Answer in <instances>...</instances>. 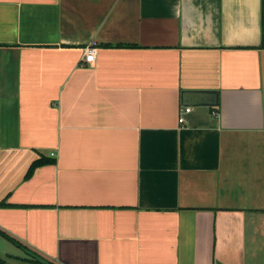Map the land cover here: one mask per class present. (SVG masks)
<instances>
[{"label":"crops","instance_id":"obj_1","mask_svg":"<svg viewBox=\"0 0 264 264\" xmlns=\"http://www.w3.org/2000/svg\"><path fill=\"white\" fill-rule=\"evenodd\" d=\"M0 230L51 264H264V0H0Z\"/></svg>","mask_w":264,"mask_h":264},{"label":"trees","instance_id":"obj_2","mask_svg":"<svg viewBox=\"0 0 264 264\" xmlns=\"http://www.w3.org/2000/svg\"><path fill=\"white\" fill-rule=\"evenodd\" d=\"M48 161H49V160L44 159V158H40V159L35 160V161L30 165L29 170H28L26 176L29 175V174L31 173V171H32L35 167H37V166H39V165H42V164H44V163H46V162H48ZM0 236H2L3 238L9 240V241L12 242L14 245H16L17 247H19V248H21L22 250L26 251L27 253H30V254H31V257H32L36 262H38L39 264H51L50 262L45 261L44 259H41L40 257L35 256L33 253H31V252H29L28 250H26V248H25L23 245H21L19 242H17L16 240H14L13 238H11L10 236H8L7 234H5V233H4L3 231H1V230H0ZM0 264H11V263H9V262L7 261L6 258H2V257H0Z\"/></svg>","mask_w":264,"mask_h":264},{"label":"built area","instance_id":"obj_3","mask_svg":"<svg viewBox=\"0 0 264 264\" xmlns=\"http://www.w3.org/2000/svg\"><path fill=\"white\" fill-rule=\"evenodd\" d=\"M95 55H96V47H94V46H87V47L84 49L82 60H83L84 62H89V63H91V62L94 61V59H95ZM184 110H187V108L184 109ZM184 110H183V111H184Z\"/></svg>","mask_w":264,"mask_h":264},{"label":"water","instance_id":"obj_4","mask_svg":"<svg viewBox=\"0 0 264 264\" xmlns=\"http://www.w3.org/2000/svg\"><path fill=\"white\" fill-rule=\"evenodd\" d=\"M187 94H189L188 91H184V93H182V99L186 101V103L184 101H182L183 105H189L187 103V97H188ZM213 94L214 95L216 94L215 91H198V93H197L198 97L205 96V95H209V97H212ZM215 104H216V99L214 100L212 97V100L210 101V105H215Z\"/></svg>","mask_w":264,"mask_h":264},{"label":"rangeland","instance_id":"obj_5","mask_svg":"<svg viewBox=\"0 0 264 264\" xmlns=\"http://www.w3.org/2000/svg\"><path fill=\"white\" fill-rule=\"evenodd\" d=\"M24 251V250H23ZM22 255H26V256H31V254L30 253H27L26 251H24V254H22ZM36 256V255H35ZM7 261L9 262V263H11V264H28V263H26V262H23V263H20L21 261H17V259H16V261H14V259L13 260H11V259H7Z\"/></svg>","mask_w":264,"mask_h":264}]
</instances>
